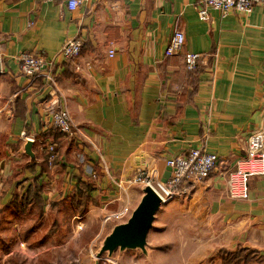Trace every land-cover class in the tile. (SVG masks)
<instances>
[{
  "label": "crops",
  "instance_id": "1",
  "mask_svg": "<svg viewBox=\"0 0 264 264\" xmlns=\"http://www.w3.org/2000/svg\"><path fill=\"white\" fill-rule=\"evenodd\" d=\"M68 1L0 0V208L16 216L11 201L37 180L51 220L68 222L80 241L87 232L95 241L107 225L127 221L113 214L139 204L141 173L163 181L168 159L203 148L219 156L217 167L163 204L154 224L170 207L176 220L189 222L191 264H236L226 253L242 249L252 259L238 264H264V174L248 176L235 194L228 186L249 136L264 126V6L227 16L212 9L204 21L200 0H81L74 10ZM176 29L185 45L168 56ZM76 38L80 54L64 60L63 44ZM24 51L45 52L53 79L23 74ZM187 52L205 54L195 71L186 66ZM52 99L70 112L73 135L52 125ZM47 145L59 160H48L50 172H43ZM17 173L23 176L5 191ZM84 185L90 190L81 195ZM153 227L147 253L117 250L116 260L132 264L131 251L149 264L166 262L151 246ZM180 259L177 251L173 264Z\"/></svg>",
  "mask_w": 264,
  "mask_h": 264
},
{
  "label": "built area",
  "instance_id": "2",
  "mask_svg": "<svg viewBox=\"0 0 264 264\" xmlns=\"http://www.w3.org/2000/svg\"><path fill=\"white\" fill-rule=\"evenodd\" d=\"M80 3L81 0H69L68 6L74 10ZM257 5L264 6V0H200L198 16L201 20L209 21L212 9L220 11L223 16H227L232 11L250 14ZM185 41L184 32L176 29L166 49V55L170 56L181 52ZM81 50V40L77 38L70 39L63 44L59 56L64 60H71L77 57ZM110 55H114V50H110ZM204 56L205 54L202 53L187 52L185 62L188 70H195L198 67L199 60L203 59ZM18 60L21 64V70L26 76L37 78L44 75L53 79L50 68L53 67L54 63L48 59L45 52L24 51L18 56ZM57 103L58 100L55 99L50 102L52 107L51 123L65 135H73L75 131H78V128L73 123L70 112L67 109L57 108ZM47 149L49 163L53 164L57 158L55 147L47 145ZM219 161L220 158L216 153L207 152L203 148H192L185 155H178L167 160V166L171 169V173L166 181L159 180L155 176L143 172L136 178V182L144 186L151 185L165 204L174 200L180 194L187 193L189 185L193 182L208 178ZM256 174H264V126L249 136L246 156L239 159L236 170L229 173L228 186L230 193L235 194L237 183L243 182L245 184L248 176ZM130 214L129 208L125 207L113 214L111 219L121 221L122 218L129 217Z\"/></svg>",
  "mask_w": 264,
  "mask_h": 264
},
{
  "label": "rangeland",
  "instance_id": "3",
  "mask_svg": "<svg viewBox=\"0 0 264 264\" xmlns=\"http://www.w3.org/2000/svg\"><path fill=\"white\" fill-rule=\"evenodd\" d=\"M187 208V206L185 205ZM183 209V207H182ZM175 210L173 207L166 208L160 212L159 218L156 220L151 231L150 240L153 245L162 251L161 257L166 262L152 264H173V259L177 256V251L180 252L181 264H191L193 262L191 247L192 232L188 229V221L181 222L174 218ZM58 214V213H57ZM10 209L0 208V264H8L7 257L11 254H18L27 263L33 264H96L98 260V252L105 239V232L108 233L112 229V224L105 227V232L97 238V240L81 238L73 236V227L66 222V226L62 227L60 222L47 220L45 227L39 232L38 239L32 243L25 241L19 236L20 224L16 220V216ZM59 217V215H57ZM129 217L122 218L127 220ZM158 221V222H157ZM179 222L185 225L181 230L174 227V223ZM17 224V225H16ZM58 225L56 228L50 227ZM81 230V229H80ZM179 232V234L177 233ZM202 238L203 237H198ZM93 241V242H92ZM4 244L10 247V251L5 250ZM156 249V248H155ZM156 249V250H157ZM158 252L154 254L156 256ZM129 263L132 264H149L147 258L141 252H129ZM116 256H107L103 254L98 260V264H124L123 260H116ZM49 258L50 262L44 263L42 259ZM125 260V259H124ZM169 262V263H168ZM210 259L204 260L200 264H209ZM126 264V263H125ZM199 264V263H198Z\"/></svg>",
  "mask_w": 264,
  "mask_h": 264
},
{
  "label": "trees",
  "instance_id": "4",
  "mask_svg": "<svg viewBox=\"0 0 264 264\" xmlns=\"http://www.w3.org/2000/svg\"><path fill=\"white\" fill-rule=\"evenodd\" d=\"M193 71V70H192ZM195 71V70H194ZM41 145V143H39ZM59 158L57 157L54 164L58 163ZM48 158L44 156V167L43 172H50L48 167ZM26 167L29 168V165L26 164ZM23 176V173H17L13 177L8 180V185L5 188V191L8 190L10 185L14 183L17 179ZM90 185H84L83 188L79 189L80 194L82 195L84 192H88L90 190ZM43 185L39 184L37 180H35L22 194H17L14 196L11 201V206L16 211V220L20 224L19 227V236L21 239L28 241L34 244L32 241L38 239L39 232L45 227L46 221L51 220V213H47L45 211V203L42 197ZM53 207H56L54 204ZM55 222V221H54ZM51 227L56 228L57 225H52ZM88 239H92L94 235L91 232H87L83 237L86 241ZM34 240V241H35ZM5 250L9 252L10 247L7 244H4ZM246 249L238 250L235 252H227L226 253V261L229 263H242L243 261H249L252 259L250 253H245ZM8 264H33L31 262H26L23 258L18 254H11L7 257ZM48 263L50 262L49 258L42 259V262ZM51 264V263H50Z\"/></svg>",
  "mask_w": 264,
  "mask_h": 264
},
{
  "label": "water",
  "instance_id": "5",
  "mask_svg": "<svg viewBox=\"0 0 264 264\" xmlns=\"http://www.w3.org/2000/svg\"><path fill=\"white\" fill-rule=\"evenodd\" d=\"M33 145L34 140L28 139L25 151L35 161L36 155L33 151ZM170 173L171 169L168 167V172L165 174L163 181L167 180ZM143 193L141 201L132 211L127 221L115 225L105 237L98 252V260L103 254L113 257L117 250L123 252L130 249H140L147 253L148 234L153 227L157 212L164 203L161 196L151 185L144 186ZM98 260L96 264H98Z\"/></svg>",
  "mask_w": 264,
  "mask_h": 264
},
{
  "label": "bare ground",
  "instance_id": "6",
  "mask_svg": "<svg viewBox=\"0 0 264 264\" xmlns=\"http://www.w3.org/2000/svg\"><path fill=\"white\" fill-rule=\"evenodd\" d=\"M239 184H240V183H237V184H236V186H235V192H238V191H237V187H239V186H238Z\"/></svg>",
  "mask_w": 264,
  "mask_h": 264
}]
</instances>
